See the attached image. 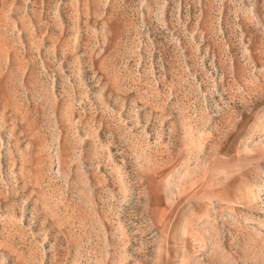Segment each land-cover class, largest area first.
I'll return each mask as SVG.
<instances>
[{"label": "rangeland", "instance_id": "rangeland-1", "mask_svg": "<svg viewBox=\"0 0 264 264\" xmlns=\"http://www.w3.org/2000/svg\"><path fill=\"white\" fill-rule=\"evenodd\" d=\"M0 264H264V0H0Z\"/></svg>", "mask_w": 264, "mask_h": 264}]
</instances>
